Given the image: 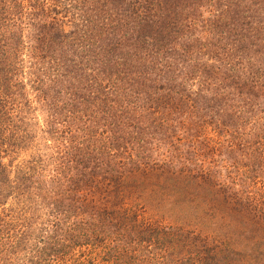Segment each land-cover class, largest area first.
Here are the masks:
<instances>
[{
  "label": "trees",
  "instance_id": "trees-1",
  "mask_svg": "<svg viewBox=\"0 0 264 264\" xmlns=\"http://www.w3.org/2000/svg\"><path fill=\"white\" fill-rule=\"evenodd\" d=\"M0 264H264V0H0Z\"/></svg>",
  "mask_w": 264,
  "mask_h": 264
},
{
  "label": "rangeland",
  "instance_id": "rangeland-1",
  "mask_svg": "<svg viewBox=\"0 0 264 264\" xmlns=\"http://www.w3.org/2000/svg\"><path fill=\"white\" fill-rule=\"evenodd\" d=\"M29 156L27 155L26 156V158H28ZM24 159V156H22L19 160H17L16 161V163L17 162H19V161H22ZM11 160V158H6L5 159V161L6 162H9ZM177 205V204H176ZM189 206V207H188ZM176 207H183L184 209H186V210H188V211H191V207H192V203L190 204V203H182V204H178V206H176ZM188 207V208H187ZM194 212H196V214H197V211L195 210ZM191 213V212H189V213H191V214H189V218H188V221H192V220H194V216H193V214H195V213ZM212 213V212H211ZM210 213V214H211Z\"/></svg>",
  "mask_w": 264,
  "mask_h": 264
}]
</instances>
